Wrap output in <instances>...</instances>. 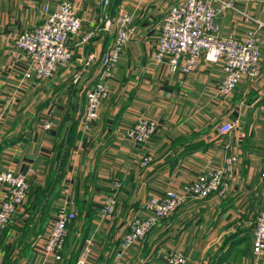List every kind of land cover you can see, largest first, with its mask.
I'll return each mask as SVG.
<instances>
[{
	"label": "crops",
	"instance_id": "1",
	"mask_svg": "<svg viewBox=\"0 0 264 264\" xmlns=\"http://www.w3.org/2000/svg\"><path fill=\"white\" fill-rule=\"evenodd\" d=\"M62 1L0 0V173L22 172L31 186L43 184L49 170L61 165L59 146L67 144L76 126L61 182L65 196L53 203L41 236L48 234L58 207L67 198L70 209L82 217L70 229L75 242L65 247V263L49 264L68 263L72 252L77 253L76 262L86 238L94 242L90 264H165L163 258L172 250L193 264H252L253 232L264 209V28L259 30V77L242 79L231 96L222 97L218 92L224 78L222 62L213 65L202 59L193 73L184 75L172 74L153 59L163 18L178 0H121L118 6L112 2L110 15L121 10L133 13L135 38L125 47L113 77L106 80L110 98L103 103L98 120L85 127L86 92L98 83L103 53L114 40L113 28L101 20L103 0H72L83 21L80 33L69 42L72 68L60 69L47 83L30 80L20 90L25 67L16 55L15 38L42 24L46 8L53 12ZM226 1L233 8L218 16L222 36L241 39L247 35L251 24L241 12L264 25V0ZM94 30L98 32L95 39L83 43L84 35ZM91 55L95 60L86 65ZM71 79L74 87L69 85ZM138 117L159 123L146 147L125 137ZM45 119L52 121L53 131L43 129ZM228 122L236 123L235 131L223 135L220 128ZM148 155L154 161L142 167ZM228 156H237L238 162L234 177L226 179L225 194L189 199L123 259H115L130 221L136 215H149L144 204L150 198L164 196L170 189L182 193L186 184L208 169L222 168ZM117 180L123 184L118 189L117 213L101 220V203L115 193ZM4 197L0 185V202ZM37 240L22 264L41 261L43 241ZM259 264H264V256Z\"/></svg>",
	"mask_w": 264,
	"mask_h": 264
},
{
	"label": "built area",
	"instance_id": "2",
	"mask_svg": "<svg viewBox=\"0 0 264 264\" xmlns=\"http://www.w3.org/2000/svg\"><path fill=\"white\" fill-rule=\"evenodd\" d=\"M220 4V9L215 3ZM103 20L108 28L114 27V40L102 58V74L98 83L86 92V113L82 123L85 127L92 126L99 118V112L104 100L109 97L110 88L106 83L114 75V68L119 63L123 50L133 39L135 34L134 15L130 11L121 10L115 15L106 13L111 7L110 0H103ZM217 4V3H216ZM53 12L46 8L43 23L15 38L17 57L24 60L23 78L20 90H25L30 81L46 82L52 80L60 69L68 66L74 58L69 47L71 38L77 36L82 29L83 21L78 16L77 8L72 0H63ZM233 8L232 2L225 0H180L167 10L160 27L159 38L153 52V59L158 64H164L172 74L188 75L196 70L200 61L216 65L222 62L224 78L219 84L218 92L222 97L231 96L242 79L254 80L261 72L260 50L261 36L259 30L264 25L252 16L244 14L248 23H256L259 30L251 29L244 38L224 37L220 34L218 13L220 10ZM93 33L85 36L91 40ZM95 60L91 55L86 65ZM84 69L75 76L77 83ZM136 123L126 129L125 137L130 141L146 147L150 144L159 129V123L138 117ZM43 129L50 131L54 124L50 119L43 120ZM236 123H224L220 128L223 135H231ZM154 161L153 155L146 156L141 162L142 167H148ZM237 156H228L222 168L208 169L192 183L186 184L183 192L170 189L164 196H153L144 207L149 213L147 217L136 215L131 221L129 230L120 240L115 259L121 260L136 244L142 242L162 221L169 218L178 209L185 206L189 199H200L212 195H222L228 190L226 179L233 178L236 173ZM261 181L264 201V163ZM0 185L5 194L0 202V233L7 230L16 216L23 212L31 183L28 176L22 172H1ZM122 182L114 183L115 193L107 197L100 206L101 220L111 219L117 213L118 189ZM69 192H66V196ZM77 219L75 210L70 209V201L58 207L55 219L51 223L48 234L39 236L37 243L42 240V259L35 264H49L52 261L62 263L65 241L68 237L70 225ZM253 232L252 264H259L264 256V209L256 219ZM42 237V238H41ZM36 243V244H37ZM85 245L75 264H90L93 254V238H86ZM39 245L37 244V247ZM167 264H193L189 258L178 251L168 253Z\"/></svg>",
	"mask_w": 264,
	"mask_h": 264
},
{
	"label": "trees",
	"instance_id": "3",
	"mask_svg": "<svg viewBox=\"0 0 264 264\" xmlns=\"http://www.w3.org/2000/svg\"><path fill=\"white\" fill-rule=\"evenodd\" d=\"M110 1H113L115 6H118L121 0ZM179 2L180 0L177 1V3ZM113 3H111V6ZM72 84L73 81L71 79L69 85L72 87ZM53 129L51 131H53ZM75 131L76 126L74 124L70 134L71 137H69L67 144L65 143V145L61 144L59 146L63 153V159L59 168L55 167L52 170H49V174L46 175L43 184H32L30 192L33 193V195L30 196L27 205H24L25 208L23 206V212L16 216L13 223L8 226L7 230L0 233V264H22L23 260H27L32 253L35 241L39 236L44 234V225L48 219L50 208L55 201L63 199L65 196L62 192L63 189L61 188V182L65 177L67 154L69 153V149L73 146L74 141H72V138ZM182 208L178 209L175 213L170 215V217L174 216ZM81 217L82 214H79L77 219L70 225L71 231L76 227L75 224ZM170 217L162 221L161 224L169 220ZM24 218L26 219L23 220ZM71 231L69 230V232ZM86 237L87 236H85L84 239ZM71 254L74 255L69 258L68 263L66 264H75L74 259L76 258L77 253L72 252ZM64 261L63 263H65Z\"/></svg>",
	"mask_w": 264,
	"mask_h": 264
},
{
	"label": "rangeland",
	"instance_id": "4",
	"mask_svg": "<svg viewBox=\"0 0 264 264\" xmlns=\"http://www.w3.org/2000/svg\"><path fill=\"white\" fill-rule=\"evenodd\" d=\"M225 1H226V0H225ZM112 2H113V1H112ZM112 2L110 1V3H112ZM216 3L218 4V2H216ZM216 3H215V6L218 7ZM169 5H170V4H169ZM169 5H167V7H169ZM219 6H220V4H219ZM167 7H166V8H167ZM110 8H111V7H109V8L107 9V11H106L107 14L110 13ZM166 8H165V9H166ZM218 8L220 9V7H218ZM226 10H227V9H225V10H220V12L218 13L217 17H218L219 15H221V13L224 12V11H226ZM239 13H240V12H239ZM244 14H245V13H242V12H241V15L243 16V19L246 21V17L244 16ZM246 15H247V14H246ZM248 16H249V15H248ZM250 16H251V15H250ZM252 17H253V16H252ZM143 18H144V17H143ZM254 18H255V17H254ZM255 19H256V18H255ZM101 20H102L103 22H105V24H106V21L103 20V14H102ZM256 20H257V19H256ZM140 21H141V20H140ZM258 21H259V20H258ZM134 22H135V21H134ZM250 24H251V27L249 28V30H251V29L259 30V29H258V25H257L256 23L251 22ZM219 25H220V24H219ZM113 30H114V27H113ZM113 30H112V32H113ZM220 30H221V26H220ZM249 30H248L247 32H249ZM112 32H111V33H112ZM79 33H80V32H79ZM91 33H93L94 36L92 37L91 40H88V41H87L86 38H85V36L88 35V34H91ZM113 33H114V32H113ZM97 34H98V32H95V30H94L93 32L89 31L86 35H84L83 40H82L83 43L88 44V43L91 42L93 39H95L94 37H95ZM134 35H135V34H134ZM134 38H135V37L133 36V39H134ZM133 39H132V40H133ZM132 40H131L130 42H132ZM87 42H88V43H87ZM123 51H124V50H123ZM104 54H105V52L103 53V57H104ZM103 57H102V58H103ZM121 58H122V56H121ZM73 59H74V58H73ZM120 60H121V59H120ZM72 61H73V60H72ZM72 61H71V63H70L68 66L63 67L66 71H69L68 69H71V68H72V65L75 64V62H72ZM101 62H102V60H101ZM119 62H120V61H119ZM68 67H69V68H68ZM63 68H62V69H63ZM56 76H57V75H56ZM56 76H55V77H56ZM55 77H54V78H55ZM54 78H53V79H54ZM56 79H57V78H56ZM47 81H49V80H46L45 83H47ZM109 98H110V92H109V97H108L106 100H104V101H108ZM104 101H103V103H104ZM103 103H102V105H103ZM102 105H101V106H102ZM101 108H102V107H101ZM100 110H101V109H100ZM99 114H100V112H99ZM45 120H46V119H45ZM53 128H54V127H53ZM50 131H51V130H50ZM29 193H30V194H29L28 200H27V202H26L25 205H27V203L29 202L30 196L33 195V193H31V192H29ZM64 203H65V202H63V204H64ZM63 204H62V205H63ZM24 208H25V206H24ZM24 208H23V209H24ZM25 219H26V218H24L23 220H25ZM74 242H75V241H72V234H71V235L68 234V237H67V239H66V241H65V243H66L65 247H66V246L69 247V245H70V247H72L73 244H74ZM141 244H142V243H141ZM64 250H65V249H64ZM71 252H72V250H71ZM71 252H70V253H71ZM165 255H166V254H165ZM160 261H161V260H160ZM163 262H164L165 264H167V257H166V256H164V258H163ZM149 264H150V263H149ZM152 264H153V262H152Z\"/></svg>",
	"mask_w": 264,
	"mask_h": 264
}]
</instances>
